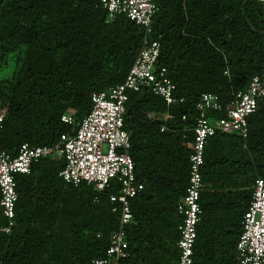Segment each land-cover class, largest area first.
Listing matches in <instances>:
<instances>
[{"label":"trees","instance_id":"obj_1","mask_svg":"<svg viewBox=\"0 0 264 264\" xmlns=\"http://www.w3.org/2000/svg\"><path fill=\"white\" fill-rule=\"evenodd\" d=\"M153 2L146 34L125 15L109 17L99 0H0V112L6 109L0 151L15 155L24 142L52 145L61 134L75 133L92 93L124 80L144 37L159 41L156 66L166 68L176 95L185 99L170 106L148 89L128 93L123 128L144 189L131 199L129 255L118 264H177L182 219L176 204L188 185L195 103L212 92L226 105L254 75L264 78L258 0ZM63 114L73 122H63ZM64 164L62 157H42L29 173L15 176L9 233L1 230L0 206V264H93L105 256L118 224L109 195L119 186L113 182L98 192L85 182L66 183L59 175ZM201 173L203 213L193 264H238L243 214L255 179H264V100L248 117L247 138L216 132L208 139Z\"/></svg>","mask_w":264,"mask_h":264},{"label":"built area","instance_id":"obj_2","mask_svg":"<svg viewBox=\"0 0 264 264\" xmlns=\"http://www.w3.org/2000/svg\"><path fill=\"white\" fill-rule=\"evenodd\" d=\"M258 1L264 7V0ZM99 3L107 10L109 17L125 15L142 26L146 34L151 32L152 17L156 11L153 0H99ZM159 46L157 39L144 37L124 80L92 93V107L75 133L61 134L59 141L52 145L24 142L15 155L0 151L3 232L9 233L15 225V176L29 173L33 162L42 157H62L65 164L59 175L66 183L77 186L85 182L92 184L98 192L106 190L113 182L119 186L118 193L109 195L112 209L118 214V224L109 235L105 256L94 259L93 264H118L121 258L129 255L126 228L133 218L131 199L144 189V185L136 178L134 162L129 153L130 134L123 128L128 93L148 89L170 106L185 101L184 97L176 95L175 85L167 75L166 68L156 66ZM259 100H264V78L254 75L247 88L236 92L226 105L212 92H202L196 101L188 185L176 204L177 213L182 219L178 225L177 264H193V247L203 213L200 192L204 184L201 169L205 145L216 132L247 138L248 117L255 112ZM5 110L0 112V121ZM210 111H223L225 115L211 119L206 115ZM165 118L169 119L171 115L165 114ZM182 119H186V114L182 115ZM61 120L73 122L70 114H63ZM160 129L163 131L165 125ZM95 200H98V196ZM236 250L238 264H264V179L261 177L254 181L252 199L243 214Z\"/></svg>","mask_w":264,"mask_h":264}]
</instances>
